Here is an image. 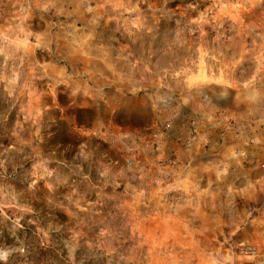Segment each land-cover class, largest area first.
I'll list each match as a JSON object with an SVG mask.
<instances>
[{
	"label": "rangeland",
	"instance_id": "1",
	"mask_svg": "<svg viewBox=\"0 0 264 264\" xmlns=\"http://www.w3.org/2000/svg\"><path fill=\"white\" fill-rule=\"evenodd\" d=\"M138 2L163 15L154 32L136 23L125 37L148 62L147 84L197 96L192 107L206 112L183 114L208 123L210 108L228 113L237 101L264 110V0ZM63 8L0 0V264H264V220L253 242L196 244L161 210L167 147L147 146L161 123L79 74L98 37ZM179 124L161 138L175 139Z\"/></svg>",
	"mask_w": 264,
	"mask_h": 264
},
{
	"label": "crops",
	"instance_id": "2",
	"mask_svg": "<svg viewBox=\"0 0 264 264\" xmlns=\"http://www.w3.org/2000/svg\"><path fill=\"white\" fill-rule=\"evenodd\" d=\"M51 2L64 7L65 12H79L82 20L87 21L81 28L82 34L98 37L97 43L90 42L91 54L84 55L80 75L99 85H113L115 95L123 101L122 106L131 107L126 100H134L151 125L171 121L169 132L176 121L181 120L175 139L167 137L168 132L160 139V145L167 147L161 210L176 213L171 215L172 219L180 226L193 229L192 243L253 242L251 233H256L259 221L264 220V130H258L257 126L243 128L251 120L258 119L262 123L264 110L245 109L237 101L226 110L240 123L237 130L226 133L220 142H215L212 132L207 150L199 142L188 148L187 126L194 115L186 117L184 106L197 114L206 111L192 107V101L199 100L197 96L175 99L162 95L156 79L147 84L148 76L143 69L148 68V62L134 57L125 39L135 30L130 26L136 23L145 32H154V21L161 20L163 15L140 10L138 0H49ZM156 33H161L160 29L157 28ZM212 111L218 109L210 108L207 112ZM118 130L139 133L144 128L119 124Z\"/></svg>",
	"mask_w": 264,
	"mask_h": 264
},
{
	"label": "built area",
	"instance_id": "3",
	"mask_svg": "<svg viewBox=\"0 0 264 264\" xmlns=\"http://www.w3.org/2000/svg\"><path fill=\"white\" fill-rule=\"evenodd\" d=\"M210 118V123L197 118L189 120L187 126L188 138L186 140L188 148H190L192 143L199 142L200 145L207 150L212 142V132H214L216 136L215 142H220L223 141L226 133L235 131L240 127V123L235 119V117L223 111L215 112ZM262 121L263 122L260 123L258 119L251 120L245 124L243 129L246 130L257 126L258 130H264V116ZM170 126L171 121H166L161 125V129L151 130L147 146L150 145L151 147H157L160 143L161 133H163V131H167ZM236 251L239 255L243 256H257L256 249L249 245H239Z\"/></svg>",
	"mask_w": 264,
	"mask_h": 264
},
{
	"label": "trees",
	"instance_id": "4",
	"mask_svg": "<svg viewBox=\"0 0 264 264\" xmlns=\"http://www.w3.org/2000/svg\"><path fill=\"white\" fill-rule=\"evenodd\" d=\"M85 111H87V110H83V109L80 110V109H78V110L76 111V116H77V118L79 117V119L77 120V122L80 123V116L83 115V113H84Z\"/></svg>",
	"mask_w": 264,
	"mask_h": 264
}]
</instances>
